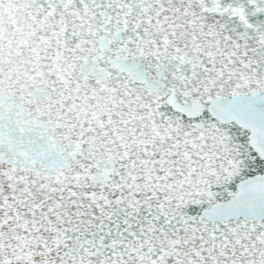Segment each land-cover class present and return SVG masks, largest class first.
<instances>
[{"label":"snow or ice","instance_id":"obj_1","mask_svg":"<svg viewBox=\"0 0 264 264\" xmlns=\"http://www.w3.org/2000/svg\"><path fill=\"white\" fill-rule=\"evenodd\" d=\"M0 264H264V0H0Z\"/></svg>","mask_w":264,"mask_h":264}]
</instances>
